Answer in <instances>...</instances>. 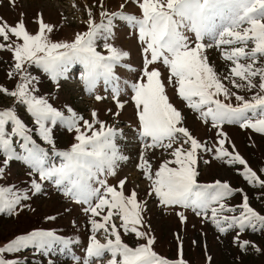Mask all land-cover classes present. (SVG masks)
Wrapping results in <instances>:
<instances>
[{
    "label": "snow or ice",
    "instance_id": "1",
    "mask_svg": "<svg viewBox=\"0 0 264 264\" xmlns=\"http://www.w3.org/2000/svg\"><path fill=\"white\" fill-rule=\"evenodd\" d=\"M8 2L12 6L15 4V0ZM129 3L140 9L139 16L123 11H102L100 15L106 23L97 24L89 11L88 30L77 33L72 42H52L46 33H51L53 27L44 22L42 14H38L36 34L27 31L23 19L13 26L0 18V37L4 41L16 38L10 44L0 43V50L9 51L14 61L7 76L9 79L20 77L14 90L0 85V95L13 98L18 106H25L35 125V128H29L14 107L0 110V178L6 174L10 162H23L29 169V178L38 174L41 181H52L73 202L87 205L83 210L90 214L92 235L82 264H99L106 253L111 257L107 264H185L182 250L175 261L163 258L153 250L155 238L144 230L146 203L138 201L135 189L125 193L127 177L115 186L107 181L108 176L117 175L120 163L128 160L117 143L122 133L101 121L95 110L91 113V121L79 117L70 107L67 109L70 115L65 116L46 98L36 94V77L25 65H35L57 82L70 65L78 63L83 65L89 94L102 77L105 83L114 82L113 97L118 98L119 77L115 68L129 57V53L108 41L114 36L113 19L127 21L137 30L142 46V67L130 88L136 133L141 142L135 167L150 181L147 194L154 196L164 207L180 206L205 218L210 212L212 223L221 233L237 226L241 231L248 227L255 231L258 226L264 228V215L251 207L244 190L234 189L229 182L219 179L200 183L197 165L201 153H210L212 159L229 166H243L239 172L243 179L264 189V179L235 151V145H230L232 151L225 146L230 142L222 130L224 124H237L242 129L264 134V94H261L264 93V67L256 66L258 60L264 58V0H125L120 9ZM100 6L103 8L102 0ZM101 38L108 55L97 51L96 41ZM212 47L220 49L222 58L231 62L229 75L224 80H229L233 88L246 87L249 91L259 88L250 100L231 92L220 79L206 55V50ZM160 66L168 72L167 83ZM257 77L258 85L253 83ZM236 78L243 83H238ZM168 87L186 102L188 109L198 113L197 119L204 124L210 122L211 128L216 130L218 139L212 147L193 136L185 125L182 111L170 102ZM221 95L225 99L235 96L239 103H225L219 98ZM102 99V96H95L97 101ZM116 107L123 110L125 104L117 99ZM113 115L119 116L120 111ZM57 122L64 124L68 131H74L77 141L69 150L56 152L62 160L58 165L49 161L48 151L32 135L34 132L54 149L50 125ZM9 124L10 132L6 131ZM13 137H19L15 141L19 152L13 146ZM157 149L167 152L172 159L165 160L153 171L146 153ZM204 163H211V160H204ZM30 183L33 193L41 192V183L35 179H30ZM237 193L242 196L241 204L228 205L227 200ZM27 199L29 196L16 190L15 186H0V213L11 215ZM237 208L240 209L238 216L226 215ZM178 215L181 222L186 220L183 212ZM116 218L121 221L119 226L115 223ZM121 229L126 235L134 234L135 246L122 240ZM101 230L105 234L104 243L97 239ZM140 240L145 242L138 243ZM70 243L52 231L34 230L18 235L0 247V264H20L17 260H5L4 253L19 252L30 246L50 249L54 244L67 248ZM248 244L244 241L239 246L244 249Z\"/></svg>",
    "mask_w": 264,
    "mask_h": 264
},
{
    "label": "rangeland",
    "instance_id": "2",
    "mask_svg": "<svg viewBox=\"0 0 264 264\" xmlns=\"http://www.w3.org/2000/svg\"><path fill=\"white\" fill-rule=\"evenodd\" d=\"M102 2L103 8L100 6V0H15L14 6L10 5L8 0H0V18L13 26L17 21L23 19L27 31L30 34H36L39 27L38 14H42L44 22L53 27L51 33H46L52 42H72L77 33H84L88 30L89 11H91L92 19L97 24L102 21L106 23L105 18L100 15L102 11L109 13L123 11L126 14L137 16L141 14L140 9L133 3H129L124 9H120V5L124 4L125 0H102ZM21 13L24 15L21 16ZM113 25L114 36L108 42L129 53V57L115 68V74L119 77L120 95L118 98L113 97L114 82L105 83L102 77L97 80L93 92L89 94L84 80L83 65L78 63L70 65L68 71L57 82L52 81L42 69L35 65L26 64L27 71L36 77L35 83L38 89L36 94L46 98L65 116L70 115L67 111L70 107L79 117L91 121V113L95 110L101 121L122 133L117 143L128 160L121 162L117 175L108 176L107 181L110 185L115 186L120 179L127 177L125 193L129 194L132 189H135L138 193V201L146 203L147 210L143 213L144 230L155 238L153 250L159 256L169 261H175L182 250V258L185 264H264V228L258 226L257 230L253 231L252 228L248 227L241 231L237 226L221 233L212 223L210 212L208 218H205L203 215H196L191 209H184L180 206L164 207L159 205L154 196L147 194L150 191V181L146 180L135 167L138 162L141 142L136 133L137 121L131 102L132 92L130 88V84L135 81L136 74L142 67V46L138 41L137 30L129 26L127 21L114 18ZM189 35L192 34L189 33ZM15 40V37H11L10 40L4 41L3 37H0V43L4 44H10ZM206 41L214 44V41H210L208 38ZM104 43L102 38L96 41L97 51L103 55H108L107 50L103 47ZM220 52L221 50L215 47L208 48L206 55L209 62L214 65L220 79L231 92H236L250 100L256 92L260 91L259 88L251 91L246 87L236 89L232 87L229 80H224V77L229 75L231 62L225 61ZM13 63L12 54L7 50H0V85L10 90L15 89V85L20 79L18 75L14 79H9L7 76ZM256 66L264 67V58H260ZM160 67L165 77V83H167L168 72L164 67ZM79 68H82L80 79L73 80L70 75L72 71ZM236 79L238 83H243L239 78ZM253 83L258 85L259 78H255ZM167 94L170 102L182 111L185 116V125L193 136L212 147L218 137L215 135L216 130L211 128L210 122L204 124L200 119H197L198 113L188 109L186 102L181 100L171 87H168ZM96 95L102 96L103 99L95 100ZM219 98L225 103L233 105L239 103L235 96L225 99L221 95ZM117 99L125 104L123 110L116 107ZM8 107L16 108L18 116L26 125L29 128H35L33 119L26 112L25 106H18L13 98L0 95V110ZM117 111H120V115H113ZM80 123L82 125V121ZM50 126L53 130L54 149L42 141L34 132L32 135L38 144L41 143V147H44L43 145L48 147L45 150L49 153V161L58 165L62 160L56 156V152L69 150L71 145L77 142L75 140L76 133L68 131L67 127L60 122ZM95 127L98 128L99 125H95ZM10 130L11 125H6V131L10 132ZM222 130L227 134L230 142L225 145L229 151H232L230 145L234 144L235 151L247 161L248 166L256 171L261 179H264V172L261 171L264 170V134L256 133L251 129H242L237 124H224ZM18 139L19 137H13V146L19 152L21 150L15 143ZM146 157L152 164L153 171L157 170L165 160L172 159L162 149H157L154 152L149 151L146 153ZM204 160H211V163L206 164ZM197 169L200 183H212L218 179L227 181L234 189H243L244 193L248 195L251 207L264 215V189L258 185L249 184L243 179L239 174L243 170V166L238 164L229 166L222 161L212 159L210 153H201ZM28 171V167L23 162L13 161L10 162L6 174L0 178V186H9L13 183L16 190L26 194L29 192L27 194L29 199H27L28 204L26 206L28 209L26 212L24 210L18 211L23 206L22 201L21 205L17 206L11 215L0 214V247H4L18 236L15 234L43 224L49 228L48 231H54L57 236L70 240L71 243L67 248L62 244H54L50 249L30 246L5 260H15L14 257H17L20 264H82L92 235L91 224L89 223L90 214L83 210L87 205L73 202L64 196L63 192L57 189L52 181H41L38 174L29 178ZM30 179H35L41 183L40 193L31 191ZM94 186L98 185L94 184ZM241 202L242 196L239 193L227 200V204L233 207L241 204ZM180 212H183L186 217L184 222H181L178 215ZM239 214V208L235 212L226 213L229 216H238ZM49 217H54V219H49ZM115 223L117 226L120 225L119 218L115 219ZM121 235L122 240L130 246L137 244L134 234L126 235L121 229ZM97 239L101 243L106 242L102 230L97 233ZM244 241H248L249 244L241 249L239 245ZM144 242L140 240L138 243ZM110 258V254L106 253L99 264H106Z\"/></svg>",
    "mask_w": 264,
    "mask_h": 264
},
{
    "label": "trees",
    "instance_id": "3",
    "mask_svg": "<svg viewBox=\"0 0 264 264\" xmlns=\"http://www.w3.org/2000/svg\"><path fill=\"white\" fill-rule=\"evenodd\" d=\"M0 155H2V154H0ZM12 184V185H11ZM9 186H13V183H11ZM29 193V192H28ZM27 193V194H28ZM26 204H28V201L26 200H23V202H22V208L21 209H18V211H23L24 210V212H26V209H28L27 207L28 206H26ZM17 208V207H16ZM16 210V209H15ZM1 215H4V214H8L7 212H2V213H0ZM40 222V221H39ZM41 224H43L42 222H40ZM34 230H43V231H48L49 230V228L48 227H46L44 224L43 225H40V226H34V227H32V228H29L27 231H24V232H20V233H17V234H15V235H24V234H28V233H30V232H32V231H34ZM52 231V230H51ZM52 232H54V231H52ZM55 233V232H54ZM56 234V233H55ZM16 254V252H11V253H5V256H3V258L4 259H9V258H11L12 256H14ZM14 259L15 260H17V257H14Z\"/></svg>",
    "mask_w": 264,
    "mask_h": 264
}]
</instances>
